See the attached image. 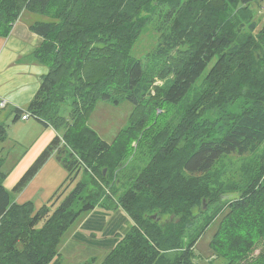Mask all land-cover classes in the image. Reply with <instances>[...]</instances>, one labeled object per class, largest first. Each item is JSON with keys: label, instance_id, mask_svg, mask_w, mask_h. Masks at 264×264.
Segmentation results:
<instances>
[{"label": "trees", "instance_id": "1", "mask_svg": "<svg viewBox=\"0 0 264 264\" xmlns=\"http://www.w3.org/2000/svg\"><path fill=\"white\" fill-rule=\"evenodd\" d=\"M260 8L264 0H0V32L6 35L25 10L46 18L32 24L43 40L31 56L49 71L29 104L12 110V122L30 112L60 132L13 189L21 192L52 155L68 171L36 209L33 201H13L0 153V264H56L70 225L100 207L88 171L106 179L107 167L114 176L140 146L150 160L118 201L133 225L106 239L114 245L102 263L94 258L82 264H200L195 244L219 216L212 260L264 264V248L251 258L264 240V162L229 202L220 203L224 184L213 180L229 156L256 154L264 145ZM149 25L160 34L158 45L145 59L135 57L132 50ZM156 77L166 82L153 85ZM194 90L179 121L161 127L164 107L184 105ZM123 99L134 110L108 142L89 119L100 101ZM66 104L69 118L62 114ZM7 119L0 120V142L8 138ZM198 218L203 223L186 244ZM105 220L91 217L82 229L101 230ZM75 238L90 241L84 231Z\"/></svg>", "mask_w": 264, "mask_h": 264}, {"label": "rangeland", "instance_id": "2", "mask_svg": "<svg viewBox=\"0 0 264 264\" xmlns=\"http://www.w3.org/2000/svg\"><path fill=\"white\" fill-rule=\"evenodd\" d=\"M30 12L31 11L26 12V20L29 19ZM256 13V18L261 21L260 25H262L264 23V8L257 9ZM41 18L44 19L43 16H41ZM159 35V32L154 29L152 25L147 26L135 44L132 50V55L145 59L158 45ZM165 82V79L156 77L153 85L162 86ZM152 93H155L154 89L152 90ZM194 94L195 90L192 91L190 96H188V100L184 102V105L168 104L165 107L163 106L164 111L158 119V124L161 127L176 124L187 106L185 103H191V100L195 98ZM134 107V103L128 99H123L119 103L100 101L91 114L89 124L97 131L101 138L108 142H113L117 134L128 124L129 117L134 110ZM70 111L71 107L69 104L62 107V114L67 118L70 117ZM13 117L14 114L12 111L6 107L3 109L0 107V120L8 118L7 123L9 124L8 138L6 141L0 142V153L6 159L2 169L4 172L8 173L11 178L17 170L16 165L18 163L16 161L26 150L24 145H18L17 142L13 140V130H16L14 127L18 125L20 129H22L25 126V123L32 122L34 119L32 116L30 117V121L26 122L20 118L19 121L14 123L12 122ZM133 146L137 147V143L134 142ZM263 155L264 145L256 154H246L243 156L231 155L229 156V159H226L219 164L217 172L213 174V180L216 181L214 186L217 184H224L221 192L222 201L220 203L229 202L240 196L241 191L247 184L245 181L251 178L262 164L261 162H264ZM150 156L151 154H149V150L140 146L137 150L133 151L131 156L125 159L122 168L118 170L114 176L107 167L104 168L103 172L104 176L108 175V178L106 179L102 178L99 173L93 169L92 171H88V176L92 180L90 190L92 193L97 194L100 207L91 213L86 211L83 212L78 219L70 225L58 244V253L61 257L57 259L56 264H82L94 258L97 259L98 263H102L106 259L114 245L113 243L111 244L112 241L108 240H113L116 236L120 237L125 235L133 225V220L128 213L121 207H118L119 198L124 193V190L132 184L133 179L148 163ZM247 167H250V173H247ZM10 192L13 197L20 193L15 192L13 188L10 189ZM220 203L211 206L210 214L214 212L215 207ZM204 204L207 211L209 204L206 199L204 200ZM101 206H107L109 210ZM91 217H104L106 219V225L104 228L96 231H85V228L82 229L83 223ZM166 218L167 216H162L161 221L166 220ZM220 219L221 216L216 218L195 244V251L197 253L196 261L200 264H224V260L222 259L218 261L212 260L215 254L210 245L219 226ZM202 223V218L196 219L195 224L189 230L186 244L191 240V236L198 231ZM78 231H84L90 241L86 239H76L75 235ZM263 248L264 240L257 245L254 252L251 254V258L257 257Z\"/></svg>", "mask_w": 264, "mask_h": 264}, {"label": "crops", "instance_id": "3", "mask_svg": "<svg viewBox=\"0 0 264 264\" xmlns=\"http://www.w3.org/2000/svg\"><path fill=\"white\" fill-rule=\"evenodd\" d=\"M26 12L27 10L21 14L9 35L0 32V101L5 99L6 108L10 111L29 104L37 93L42 78L49 71L48 66L35 61L31 56L43 40V37L33 30L32 24L46 18L42 19L41 15L30 12L29 19L26 20ZM21 120L29 122L30 117ZM14 128L16 130H13V140L18 145H24L26 150L16 161L17 170L12 178L7 173L4 184L9 191L60 133L53 126H47L35 117L32 122L25 123L22 129L18 125ZM67 176L66 168L56 155H52L26 187L12 199L19 204L33 201L35 208L39 209Z\"/></svg>", "mask_w": 264, "mask_h": 264}, {"label": "built area", "instance_id": "4", "mask_svg": "<svg viewBox=\"0 0 264 264\" xmlns=\"http://www.w3.org/2000/svg\"><path fill=\"white\" fill-rule=\"evenodd\" d=\"M7 106V101L5 100V99H2L1 101H0V107H2V108H4V107H6ZM32 115H31V113L30 112H25V113H23L22 115H21V118L22 119H28L29 117H31Z\"/></svg>", "mask_w": 264, "mask_h": 264}, {"label": "water", "instance_id": "5", "mask_svg": "<svg viewBox=\"0 0 264 264\" xmlns=\"http://www.w3.org/2000/svg\"><path fill=\"white\" fill-rule=\"evenodd\" d=\"M258 57H259V55H258ZM205 208H206V206H205ZM153 217H156V215H154Z\"/></svg>", "mask_w": 264, "mask_h": 264}]
</instances>
